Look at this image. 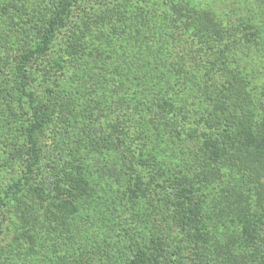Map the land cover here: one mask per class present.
<instances>
[{
	"label": "rangeland",
	"instance_id": "374dc122",
	"mask_svg": "<svg viewBox=\"0 0 264 264\" xmlns=\"http://www.w3.org/2000/svg\"><path fill=\"white\" fill-rule=\"evenodd\" d=\"M179 2L186 4L196 17L198 13L208 16L209 11L224 21L227 37L238 40L243 36V32H232L231 29L232 20L241 19L235 7L239 5L232 7L226 0ZM156 3V0H82L69 15L65 28L58 32L50 50L29 65V90L46 110L48 118L41 135L40 169L50 177L56 176L63 166L69 167L72 160L73 166L81 168L87 191L83 197L73 200L72 207L67 210L60 209L57 203L45 201L40 195L25 196L26 199L21 200H17L19 194L8 195L0 207V264H125L135 245L130 234L139 233L145 227L144 206L154 213L146 220L150 223L158 221L159 204L154 208L157 197L140 203L121 200L127 183L125 177L119 175L117 159L119 163L121 159L114 151L108 130V110L115 104L120 108L116 123L134 136L145 154H153L158 148L157 143H161L164 150L159 156L166 170H178L183 162L180 159L183 149L171 139L172 134L162 128L161 118L156 127L151 122L163 104L156 100L155 87H149L150 83L145 80L142 62L146 61L139 46L152 36L153 26H159L158 16L145 14L147 9L162 12L159 9L162 5ZM55 4L56 0H0V197L4 196L7 186L24 173L22 130L28 115L25 105L13 91L10 68L18 56L36 42V28L41 25L37 22L42 20V15L49 14ZM262 5L255 4L257 10L254 9L255 18L261 24L259 36L255 38L257 44L239 48V52L243 49L250 52V63L254 67L264 63ZM165 7L171 9L173 4L167 2ZM109 14L116 15L114 33L105 31L104 27L103 33L91 34L102 27L106 21L100 20L108 18ZM141 23L148 24L149 28L142 29ZM160 26L164 36L171 33L167 23H160ZM150 27H153L151 31ZM176 40V46L180 48L182 37L176 35ZM224 46L228 45L221 41L220 49L215 48L218 63H226L227 69L238 70L243 65V55H233L236 46L222 51ZM73 49L77 53H73ZM180 50L168 85L177 94L190 90L191 86L187 84L205 76L206 71L204 62ZM108 55L113 59L119 56L126 61L130 59L129 63L136 62V66L130 65L129 71L127 64L122 63L118 74L108 78ZM234 60L239 65H233ZM259 79L263 88L264 73ZM225 80L223 76L218 78V82ZM189 100L184 102L191 113L193 107ZM189 143L186 153L195 156L199 148L195 143ZM235 184L236 194L245 196L248 186L244 180L238 179ZM224 199L229 209H233V202L226 196ZM168 205L167 201L165 210ZM228 240L232 242L231 238ZM228 244L212 246L204 252L205 256L221 258L219 263L226 264L221 253ZM229 259L234 264H264L258 256L250 262L249 259L245 262L241 256L237 263L236 257Z\"/></svg>",
	"mask_w": 264,
	"mask_h": 264
},
{
	"label": "trees",
	"instance_id": "16d2710c",
	"mask_svg": "<svg viewBox=\"0 0 264 264\" xmlns=\"http://www.w3.org/2000/svg\"><path fill=\"white\" fill-rule=\"evenodd\" d=\"M81 1L56 0L51 12L42 15V20L37 22L41 25L36 28V42L22 52L10 68L13 91L25 105L28 120L22 130L24 173L7 186L4 196L0 197V207L4 205V199L14 193L19 194L17 200L40 195L45 201L57 203L60 209L67 210L72 207L73 200L83 197L87 191L81 168L73 166L72 160L68 164L70 168L63 166L56 176L50 177L40 169L41 135L48 118L46 110L29 90L28 70L34 59L50 50L58 32L65 28L69 15ZM226 1L232 7L239 5L235 7L241 19L232 20L231 29L232 32H243L241 39L227 37L224 21L213 13L208 11V16L198 13L196 17L179 0H156V5H162L159 8L162 12L150 9L145 12L150 17L158 16L156 20L160 21L159 26H153L152 36L139 46L146 61L142 62L145 80L150 83L149 87H155L156 100L163 104L151 122L156 127L161 118L162 128H166L172 134L171 139L183 149L180 154L183 162L178 170H166L159 156L164 150L161 143H157L158 148L153 154H145L134 136L116 123L120 108L115 104L109 107V135L114 151L121 159L120 163L117 159L119 175L125 177L127 183L120 192L121 200L140 203L157 197L154 208L160 206V217L153 223L146 219L154 213L148 212V206H144L145 227L139 233L130 234L135 245L125 264H221V258H207L204 252L222 243H230L221 253L226 264H234L230 257H236L237 263L240 256L245 262L256 256L264 261V82L261 88L259 79L264 73V63L254 67L250 63V52L244 49L239 52L240 47L258 42L255 38L259 36L261 24L255 18L254 9L257 10L255 4H263L260 9L264 11V0ZM167 2L173 4L171 9L165 7ZM260 9L258 11L262 12ZM243 12L245 15L242 16ZM115 18L116 15L109 14L108 18L101 19L106 22L91 34L103 33L104 27L105 31L114 33ZM160 23H167L169 35L164 36ZM141 25L142 29L149 28L148 24ZM88 28L93 29L89 25ZM176 35L183 40L180 48L176 46ZM221 41L228 45L222 51L236 46L233 55H243L244 62L238 70L227 69L224 67L226 63H218L215 53L220 49ZM180 49L204 62L206 71L205 76L187 84L191 86L190 90L177 94L168 85ZM73 53L77 50L73 49ZM108 56V78L118 74L122 63L127 64L129 71L130 65L136 66V62L129 63V56L127 61L121 56L118 59ZM150 57L152 60H147ZM248 64L251 67L246 66ZM233 65H239L238 61L234 60ZM221 76L227 79L224 83L218 82ZM186 99L191 101V113L187 111ZM189 142L199 148L195 156L186 153ZM238 179L244 180L248 186L245 196L236 194L235 181L238 184ZM225 196L233 202V209H229ZM167 201L169 207L165 210Z\"/></svg>",
	"mask_w": 264,
	"mask_h": 264
}]
</instances>
